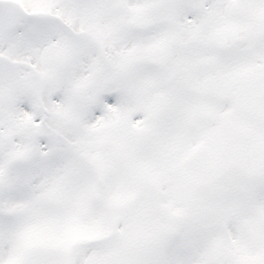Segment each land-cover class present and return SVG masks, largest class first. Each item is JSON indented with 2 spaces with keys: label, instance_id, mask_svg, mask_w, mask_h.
<instances>
[{
  "label": "snow or ice",
  "instance_id": "1",
  "mask_svg": "<svg viewBox=\"0 0 264 264\" xmlns=\"http://www.w3.org/2000/svg\"><path fill=\"white\" fill-rule=\"evenodd\" d=\"M0 264H264V0H0Z\"/></svg>",
  "mask_w": 264,
  "mask_h": 264
}]
</instances>
